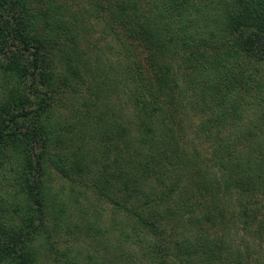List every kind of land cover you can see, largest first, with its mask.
I'll use <instances>...</instances> for the list:
<instances>
[{"label": "trees", "instance_id": "trees-1", "mask_svg": "<svg viewBox=\"0 0 264 264\" xmlns=\"http://www.w3.org/2000/svg\"><path fill=\"white\" fill-rule=\"evenodd\" d=\"M92 1L147 60L100 91L69 5L0 0V264H264V0Z\"/></svg>", "mask_w": 264, "mask_h": 264}, {"label": "rangeland", "instance_id": "rangeland-1", "mask_svg": "<svg viewBox=\"0 0 264 264\" xmlns=\"http://www.w3.org/2000/svg\"><path fill=\"white\" fill-rule=\"evenodd\" d=\"M58 1L60 5H64V0ZM101 2L102 4L104 3L105 6H108V2L115 4L116 0H108L105 2L104 0H101ZM65 5H69L71 7V10L81 21L78 24L87 30L86 33V31L82 29L79 34H81L85 40L84 46L87 50L86 55L89 57L91 62L95 63L94 65L96 70L93 71V68L91 69V72L93 74L97 73L99 76L102 75L104 78V81L100 83V86L97 88L98 91H100L99 89L101 87L105 88L103 84L104 82L106 87H117L121 85H116L113 79L114 75L121 71V67L125 68L126 62L130 63V61H134L145 67L147 61L146 53L138 41L126 38L121 39V41L114 39L113 34L110 31V27H120L113 23V20L110 17V12L105 11L103 13H99L98 11L97 13V9L95 8L92 0H76L74 2H65ZM55 18L56 17H54V19ZM97 60L101 61L98 63ZM87 72L84 74L85 78L87 76ZM93 78L94 77H90L86 81L91 90L94 86ZM117 99L118 98H115L113 102L118 107H124V100ZM84 249L86 248L84 247Z\"/></svg>", "mask_w": 264, "mask_h": 264}]
</instances>
